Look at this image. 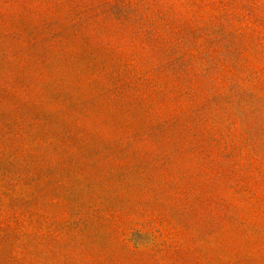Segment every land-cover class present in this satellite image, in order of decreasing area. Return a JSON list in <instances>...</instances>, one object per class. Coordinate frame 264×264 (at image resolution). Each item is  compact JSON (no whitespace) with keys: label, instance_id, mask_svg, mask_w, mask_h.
Masks as SVG:
<instances>
[{"label":"rangeland","instance_id":"374dc122","mask_svg":"<svg viewBox=\"0 0 264 264\" xmlns=\"http://www.w3.org/2000/svg\"><path fill=\"white\" fill-rule=\"evenodd\" d=\"M0 264H264V0H0Z\"/></svg>","mask_w":264,"mask_h":264}]
</instances>
